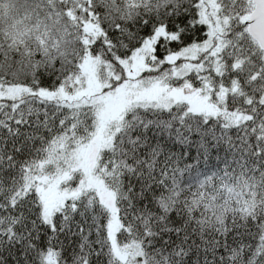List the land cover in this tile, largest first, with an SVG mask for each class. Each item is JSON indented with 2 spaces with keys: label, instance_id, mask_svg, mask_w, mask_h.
I'll return each instance as SVG.
<instances>
[{
  "label": "snow or ice",
  "instance_id": "obj_1",
  "mask_svg": "<svg viewBox=\"0 0 264 264\" xmlns=\"http://www.w3.org/2000/svg\"><path fill=\"white\" fill-rule=\"evenodd\" d=\"M0 264H264V0H0Z\"/></svg>",
  "mask_w": 264,
  "mask_h": 264
}]
</instances>
